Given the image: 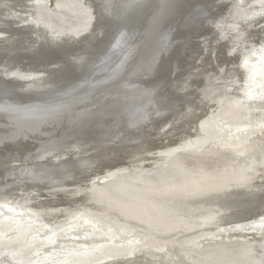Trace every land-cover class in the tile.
<instances>
[{"label": "bare ground", "instance_id": "obj_1", "mask_svg": "<svg viewBox=\"0 0 264 264\" xmlns=\"http://www.w3.org/2000/svg\"><path fill=\"white\" fill-rule=\"evenodd\" d=\"M59 1L0 0V264H264V0Z\"/></svg>", "mask_w": 264, "mask_h": 264}, {"label": "rangeland", "instance_id": "obj_2", "mask_svg": "<svg viewBox=\"0 0 264 264\" xmlns=\"http://www.w3.org/2000/svg\"><path fill=\"white\" fill-rule=\"evenodd\" d=\"M259 0H241L240 1V7H242V8H244V9H247V7L249 8V7H251L253 4H255L256 2H258ZM58 3H60V1L59 0H50V5H49V7L50 8H52L53 10L54 9H57V10H59L58 8H59V4ZM245 61V60H244ZM246 84V83H245ZM222 110V107L220 106V105H217V106H215L214 108H213V110H212V113H211V110L209 111L210 112V114H209V116H210V118L211 117H213L214 115H216L215 113H217V114H219L220 113V111ZM209 122V119H207L206 121H205V123H208ZM204 123L202 122L201 123V125H203ZM228 137L229 136H227V139H228ZM212 142H214V140L213 141H210L209 142V145L208 146H204L203 148H202V150H207V147H210V146H212ZM104 178V179H103ZM106 180V177L105 176H102V177H100V178H98L96 181H95V183H94V186H96L99 190H107L108 189V187H109V180H107V181H105ZM75 217H77V215L76 216H74V218ZM252 221H254V220H252L251 219V222ZM247 223V222H246ZM247 224H249V223H247ZM215 229V228H214ZM196 232H198V231H194V233H196ZM245 233V234H244ZM238 234H241L242 236H248V240H251V241H254V240H258V241H262V240H264L263 239V236L262 235H257V234H255L254 233V231L253 230H251V227L249 226V228H248V226H243V228L241 229V231L239 232V233H235V232H228V233H216V234H214V235H212V236H214V237H216V238H220V240L219 241H222V238L224 239V236H226L225 237V239H227L228 238V236L230 235V236H234V238H241V236H239ZM228 235V236H227ZM250 235V236H249ZM191 235H188V237H190ZM259 236H261V238L259 237ZM209 237L210 236H208V237H206V236H204V237H200V240H203V242H206L207 241V239H209ZM199 240V241H200ZM198 242V241H197ZM135 257H141V254L140 253H137L136 254V256ZM179 259H183V256L180 254L179 255ZM124 260L125 259H117V260H115L114 262L112 261V262H108L109 264H118V263H120V264H123V262H124ZM121 261V262H120ZM139 261H141V262H137V263H134V264H149V263H145V260H143V259H140ZM183 262V261H182ZM184 262H185V260H184ZM131 264H133V263H131Z\"/></svg>", "mask_w": 264, "mask_h": 264}]
</instances>
